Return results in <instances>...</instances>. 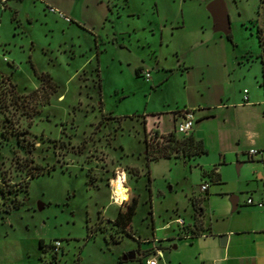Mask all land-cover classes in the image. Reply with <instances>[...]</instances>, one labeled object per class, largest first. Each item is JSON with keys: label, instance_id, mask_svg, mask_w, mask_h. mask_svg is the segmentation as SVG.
Segmentation results:
<instances>
[{"label": "rangeland", "instance_id": "374dc122", "mask_svg": "<svg viewBox=\"0 0 264 264\" xmlns=\"http://www.w3.org/2000/svg\"><path fill=\"white\" fill-rule=\"evenodd\" d=\"M169 1L164 0L165 12L176 16ZM209 1L181 0L184 27L173 29L167 44L156 51L166 69L158 87H153L152 77L137 76L133 67L138 59L151 60L150 51L142 46L154 41L150 31L142 29L149 11L140 9L132 31L126 20L111 27L109 11L84 17L86 24L94 20L92 29L91 23L81 27L65 22L41 0H8L5 7L0 5V179L5 185L0 197V264H139L137 257H119L139 244L145 248L155 242L170 248L178 239L173 221L177 216L188 228L194 219L200 223L198 200L197 211L192 212L190 203L202 183L197 158L151 160L148 185L143 127L134 113L145 107L181 106L184 80L177 65L184 59L179 53L188 50L185 65L192 67L196 81L197 64L204 63L206 55L198 41L197 18L198 12L207 11ZM222 1L231 41L225 31L208 29V80L212 87L217 84L225 90L223 102H233L245 88L257 92L264 103V47L255 32L256 25L264 29V4L260 16L249 22L246 16L256 12V0ZM95 33L101 37L99 72ZM113 33L124 47L111 41ZM34 69L48 72L57 88L33 92L39 84ZM163 120L162 125L171 126L167 117ZM152 134L147 129V136ZM117 166L129 173L131 186L123 209L133 203L131 195L138 194L131 224L140 243L107 220L120 209L110 200L112 191L106 185ZM150 207L154 230L148 219ZM90 228L94 232L87 237ZM55 241L60 242L56 251Z\"/></svg>", "mask_w": 264, "mask_h": 264}, {"label": "crops", "instance_id": "0c3cea01", "mask_svg": "<svg viewBox=\"0 0 264 264\" xmlns=\"http://www.w3.org/2000/svg\"><path fill=\"white\" fill-rule=\"evenodd\" d=\"M41 1L61 10L69 18V20L64 19L65 22L81 27L91 23L92 29L95 26L94 20L86 24L87 20L84 18L86 15L100 17L109 11V15H112L109 20L111 27H120L121 22L126 20L128 21L126 27L134 31L140 9L149 11L142 23V29L150 31L154 41H144L142 46L146 45L150 51L151 60L138 59L133 67L135 70L138 69L140 76L148 70L150 75L147 79L152 77L153 87L163 83L166 69L160 65L156 51L163 43L167 44L166 38L173 35V29L184 27V11L182 13L180 9L181 0H170L168 4L176 16L165 12L164 0ZM256 2V12L246 16L249 22L254 20L255 16L257 18L260 16L261 3L264 4V0H256ZM203 12H198L197 19L201 29L198 41L204 45L206 55L204 63L197 64L199 78L196 81H193L191 75L192 67L185 65L184 60L188 50L179 53L184 59L177 65L180 68L179 75L184 80V98L181 106L176 102L175 109L172 110L162 106L148 109L145 107L141 112L135 113L145 120L146 130L152 129L166 134L173 129L180 110L190 112L193 119L191 130L187 133L200 139L206 152L186 160L197 158L196 164L202 182L207 181L206 177H202L203 170L214 168L217 174L216 180L207 181L204 191L198 189L196 195L190 196L192 212L191 198L195 196L194 198L198 199L201 229L195 233L177 231L178 239H175L170 248L159 243L161 257L155 256L156 264H264V189L262 187L264 168L261 165V159L264 158V103L257 92L251 89L247 90V101L243 100L244 93H242L241 99L237 96L233 102H223L225 90L217 87V84L211 86L206 63L208 29L211 27L213 31L221 30L213 27L210 13L208 18V11ZM102 25H104L103 21ZM132 31L127 32L128 37L134 33ZM223 34L226 36L227 33L223 32ZM95 36L98 42L101 38L100 34L95 33ZM111 41L120 47L125 46V43L114 33ZM155 72L160 76H155ZM227 98L230 99V95ZM164 117L170 120L171 126L162 125ZM250 148L259 149L262 153L249 159L247 150ZM211 154L212 158L208 159ZM233 196L236 197L235 206L232 204ZM249 196L254 201H261L262 205L245 203V199ZM189 220L191 221V217ZM220 235L226 236L223 244L220 243ZM139 264H142L140 260Z\"/></svg>", "mask_w": 264, "mask_h": 264}, {"label": "trees", "instance_id": "16d2710c", "mask_svg": "<svg viewBox=\"0 0 264 264\" xmlns=\"http://www.w3.org/2000/svg\"><path fill=\"white\" fill-rule=\"evenodd\" d=\"M256 36L258 38V42L260 46L264 47V29L260 26H256ZM226 37L231 41V34L228 32ZM95 42V51H96V69L99 72V48L97 45V37L94 35ZM33 66V64L31 63ZM35 76L40 80V84L37 88L33 90V92L37 90H42V93H49L54 91L57 88V84L51 79V76L48 72H38L36 69L33 70ZM137 76H140L138 69L135 70ZM264 86V67L262 69V83ZM101 88V83L99 84ZM49 88V89H47ZM46 89V90H44ZM145 123V122H144ZM145 147H146V163H148L151 159H158L161 157L169 158V157H179L180 155L184 158H191L196 155L202 154L206 152L204 145L200 139H197L191 133H177L174 129L170 130L166 134L159 133L157 131H153L152 136L148 137L145 135L144 137ZM202 177H206L207 181L213 182L216 180V172L214 168H211L208 171H202ZM149 182V175H148ZM8 190H6L7 192ZM5 195V191L2 193V196ZM133 203L126 205L125 209H119L116 213L113 223L116 225L117 229L123 233H126L130 236H134L135 232L133 230L131 219L132 215L135 212V206L138 202V195H132ZM198 199L192 197V205L193 211H197L196 201ZM201 223H196L195 219L192 221V228L187 227L186 225L178 232H198L201 227ZM187 228L189 230H187ZM88 237V236H87ZM43 240L39 239L38 243L41 246ZM120 260L121 257H119Z\"/></svg>", "mask_w": 264, "mask_h": 264}, {"label": "built area", "instance_id": "2783aa9c", "mask_svg": "<svg viewBox=\"0 0 264 264\" xmlns=\"http://www.w3.org/2000/svg\"><path fill=\"white\" fill-rule=\"evenodd\" d=\"M8 0H0V5L5 7V3ZM46 8L48 9V11L50 12H55L58 14L59 17L65 19V20H69V18L59 9H57L56 7L50 6V5H46ZM149 71L146 70L142 73V76L144 78H148L149 77ZM243 100L247 101V90L243 89ZM177 121L174 124V131L177 133H187L191 130V126H192V114L188 111H184V110H180L177 114ZM262 153L261 150L256 149V148H250L247 150V156L249 159H252L254 157L259 156ZM261 165L264 168V158L261 159ZM207 187V181H203L202 183H200L199 185V191H204ZM262 187L264 189V182L262 183ZM5 185L2 182V179H0V197L2 196V193L5 191ZM245 203L247 204H255L257 206H261L262 202L261 201H254L250 196L247 197L245 199ZM173 221L176 223L178 231H180L185 225L186 222L182 217L177 216L176 218L173 219ZM154 241H156V238H154ZM55 246H59L60 242L59 241H55L54 242ZM153 255V256H152ZM161 257V247L160 244H155V242L152 244L151 249L148 253H146L145 255H143L140 258V262L142 264H156V257Z\"/></svg>", "mask_w": 264, "mask_h": 264}, {"label": "flooded vegetation", "instance_id": "af4514ba", "mask_svg": "<svg viewBox=\"0 0 264 264\" xmlns=\"http://www.w3.org/2000/svg\"><path fill=\"white\" fill-rule=\"evenodd\" d=\"M37 78V77H36ZM39 80V79H38ZM39 84H40V80H39ZM39 84L35 87V88H37L38 86H39ZM34 88V89H35ZM33 89V90H34ZM35 92H38V90L37 91H35ZM41 92H42V90H41ZM135 114V113H134ZM133 114H131V115H128V116H132ZM136 115H138V114H136ZM139 116V115H138ZM145 120L144 119H140V123L142 124V127H143V142H144V137H145V135L147 136V130H146V125H145ZM99 126V125H98ZM81 145H79L78 146V151H80V147ZM146 152H147V150H146V147H145V142H144V157H145V155H146ZM159 159V158H158ZM151 160H157V159H151ZM150 160V161H151ZM149 161V162H150ZM149 162L148 163H146V158H145V163H146V175H147V179H148V175H149V168H148V166H149ZM118 168H120V166H117L116 167V170H115V172L114 173H116V175H117V169ZM123 170H124V175H123V183H124V185L128 188V191H127V193H128V197H129V195L131 194V192H130V188H131V186H130V184L127 182V180H128V175H129V173L127 172V171H125V169L123 168V167H121ZM88 173V172H87ZM89 175V174H88ZM116 175H114V176H116ZM113 176V177H114ZM112 177V178H113ZM125 177H126V179H125ZM147 183H148V185H149V182L147 181ZM106 185L109 187V189L111 190V178L108 180V184L106 183ZM149 187V186H148ZM148 189V188H147ZM133 195V194H132ZM131 195V196H132ZM136 195H138V194H136ZM109 197H110V200L112 201V203H114V204H116V205H118V206H120V209H123V206L124 205H122V203H123V201H125V200H127L128 199V197L126 198V199H124V200H120L119 202L116 200L117 198L115 197V196H113V194H112V192L110 193V195H109ZM132 199V198H131ZM122 205V206H121ZM126 205H127V203L125 204V207H126ZM42 207H43V205H42ZM125 209V208H124ZM100 217L98 216V219H99ZM104 218V217H103ZM113 219H114V217L113 218H111V219H107L109 222H110V224H111V226H113L117 231H119L118 229H117V227H116V225L113 223ZM148 219H149V224L151 225V227H152V230H154V228L155 227H153V223H154V216H153V214H152V208L150 207L149 209H148ZM133 230H134V228H133ZM94 231L90 228V231H88L87 232V236H90V235H92V233H93ZM119 232H121V231H119ZM134 232H135V234H134V236L133 237H135L138 241H139V243H140V236L139 235H137L136 236V231L134 230ZM90 233V234H89ZM122 233V232H121ZM153 244V243H152ZM152 244H151V246H152ZM151 246L150 245H148L147 247H141V245L139 244L135 249H133V250H135L134 252H138L137 254L135 253V257H137L139 260H140V258L143 256V255H145L146 253H148L149 251H150V249H151ZM43 247V246H42ZM60 247V245L59 246H54V248H55V251L58 249ZM53 254H54V252H53Z\"/></svg>", "mask_w": 264, "mask_h": 264}, {"label": "water", "instance_id": "95a60500", "mask_svg": "<svg viewBox=\"0 0 264 264\" xmlns=\"http://www.w3.org/2000/svg\"><path fill=\"white\" fill-rule=\"evenodd\" d=\"M205 8L212 17L213 27L217 30L225 31L226 33H228L230 31L229 18L223 1L211 0L205 5ZM231 199L233 206H235L236 197L233 196ZM38 207L39 208L42 207V204H39ZM219 239H220V243L223 244L226 239V236L220 235ZM133 258H135L134 250L128 251L127 254L121 257L122 260L133 259Z\"/></svg>", "mask_w": 264, "mask_h": 264}, {"label": "bare ground", "instance_id": "6f19581e", "mask_svg": "<svg viewBox=\"0 0 264 264\" xmlns=\"http://www.w3.org/2000/svg\"><path fill=\"white\" fill-rule=\"evenodd\" d=\"M123 175L124 170L120 167L117 169L116 177L111 179V191L113 196H115L117 201L123 200L124 198L128 197V188L123 184Z\"/></svg>", "mask_w": 264, "mask_h": 264}]
</instances>
